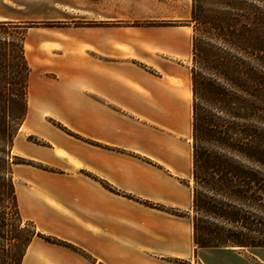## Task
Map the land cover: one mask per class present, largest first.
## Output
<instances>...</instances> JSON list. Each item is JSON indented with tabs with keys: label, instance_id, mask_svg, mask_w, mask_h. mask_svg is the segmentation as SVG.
Listing matches in <instances>:
<instances>
[{
	"label": "crops",
	"instance_id": "0c3cea01",
	"mask_svg": "<svg viewBox=\"0 0 264 264\" xmlns=\"http://www.w3.org/2000/svg\"><path fill=\"white\" fill-rule=\"evenodd\" d=\"M157 18L140 0H0L29 66L12 151L42 165L13 173L18 207L60 240L33 236L21 264H264V246L195 247L189 11L134 24Z\"/></svg>",
	"mask_w": 264,
	"mask_h": 264
},
{
	"label": "trees",
	"instance_id": "16d2710c",
	"mask_svg": "<svg viewBox=\"0 0 264 264\" xmlns=\"http://www.w3.org/2000/svg\"><path fill=\"white\" fill-rule=\"evenodd\" d=\"M202 10V0H192L191 20L208 22V32L216 37V49L202 45L193 34L190 121L193 242L195 247L264 246L263 238L251 236L264 234V11L251 12L240 0H216V15L203 16ZM5 46L0 45V109L6 111L0 114V208L8 201L19 223L22 217L8 157L27 111L29 66L21 36L12 77L7 80L8 70L2 67L7 54ZM239 120L248 123L240 124ZM2 213L0 264H21L33 236L60 242L36 231L34 225L26 238L17 229L11 230L7 237L5 212ZM200 213L215 219L216 224L203 225Z\"/></svg>",
	"mask_w": 264,
	"mask_h": 264
},
{
	"label": "rangeland",
	"instance_id": "374dc122",
	"mask_svg": "<svg viewBox=\"0 0 264 264\" xmlns=\"http://www.w3.org/2000/svg\"><path fill=\"white\" fill-rule=\"evenodd\" d=\"M140 1L147 2L149 5H151V7H154L156 11V16L158 18L154 20L137 21V22H134V24H146V25L179 24L178 20L173 21L168 18L164 19L163 17H175V16L184 15L186 10H188L189 18L186 20V22H184V24H188L191 26L192 36L193 34H195V36L197 37L198 40H200V43L202 45L204 46L212 45L216 49V37L212 36V34L208 32L209 30L208 22L205 21V19H203L200 23H196L191 20L192 0H140ZM240 1L243 2L246 8H248L251 12L255 11L256 13H258V12L264 11V3H261V1H256V0H240ZM7 5H8L9 10L20 11L19 7L13 6L11 4H7ZM202 9H203L202 10L203 16H206L211 13L216 15V0H202ZM21 36H22V29L15 28V26L12 24H3L0 22V45L6 44L5 50L7 51V54L5 55V61H3L2 63L3 64L2 67H5V69L8 70V77L6 78L7 80H11V77H12V70H14L12 68V65H15V62H16V52L18 50L17 46L19 45V40ZM217 45H219L223 49L229 50L224 45H221L218 43ZM190 65L192 67V61ZM202 71L204 75L207 76L208 73L205 70H202ZM3 84H4V81L2 80V85ZM0 114H6V111H3L0 109ZM239 123L243 124V123H248V122L239 120ZM32 140L37 142L36 138H32ZM22 158L23 157L14 154V152L11 149L10 155L8 157V162H10L12 165V174L15 172V175H16L17 167L25 163L23 162ZM186 180L188 181L189 185L192 187L193 181L191 178V174L187 176ZM2 205L4 207L0 208V216L3 214L2 211H4L5 217H6L5 229H6L7 237L11 233V230L13 231L14 229L20 230V234L22 238L28 237L29 234L34 229L33 227L34 224L31 221H28L23 218L19 223H17V221L15 220V215L12 212V208L9 202L5 201V203H3ZM242 208L244 210L248 209L246 206H243ZM189 212H190V216L193 218L194 212L192 211L191 208ZM262 216L264 217V214H262ZM198 217L203 225L216 224V220L205 213H200ZM219 225L224 226L226 229L230 228V225L228 224L219 223ZM16 231L14 232L17 233ZM251 236L253 237L259 236V238L264 239V234L252 233Z\"/></svg>",
	"mask_w": 264,
	"mask_h": 264
}]
</instances>
